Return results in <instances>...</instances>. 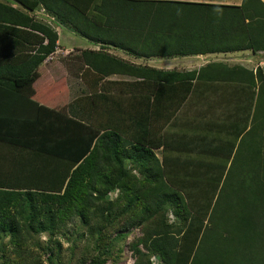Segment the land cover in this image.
I'll return each instance as SVG.
<instances>
[{"label": "trees", "instance_id": "trees-1", "mask_svg": "<svg viewBox=\"0 0 264 264\" xmlns=\"http://www.w3.org/2000/svg\"><path fill=\"white\" fill-rule=\"evenodd\" d=\"M14 1L26 10L41 5L61 24L91 41L100 35L92 32L97 29L125 30L127 36L149 43V57L238 52H250L253 56L264 52L261 0H242L240 6L131 0ZM31 23L30 27L43 34L47 44L36 51L24 71L23 84L29 92L37 79L38 67L55 52L58 39L47 25ZM119 67L122 71L139 70L120 63ZM218 67L207 65L190 73L150 71L156 80L150 88L157 89V93L169 90L175 96L178 89L183 91L181 96L173 97L176 110L189 94L192 82L207 80L209 71L214 69L221 73ZM89 68L98 72L96 66ZM222 69L248 80L256 89L252 126L246 136L249 147L244 163L248 172L245 180L241 167L236 175L230 172L217 180L212 192L178 193L166 184L152 153L151 139L130 141L126 135L121 138L113 133L110 127H96L93 121L82 123L71 114L37 106L38 128L32 146L24 142L25 138L16 136L17 128L27 124L24 119L15 120L19 127L11 135L12 131L3 128L7 121L4 123L5 118L0 117V142L34 149L52 166L47 176L30 189L34 191H15L23 188L18 186L0 189V235L8 236L19 246L25 243L28 232L52 233L67 217L79 216L88 224L91 217H102V210L118 206L119 200L112 204L106 199L109 193L117 191L131 204H137L131 224L142 222L141 213L152 210L160 215L166 205L178 210L177 226L167 224L164 218L156 220L155 216L150 219L155 221L147 225L143 239L137 242L161 264H264V257L257 258L261 257L257 251H264V74L260 69L255 75L242 67ZM174 75L176 81L171 78ZM90 101L95 102L93 96ZM144 121L140 119V123ZM180 210L182 216L178 215Z\"/></svg>", "mask_w": 264, "mask_h": 264}, {"label": "crops", "instance_id": "crops-1", "mask_svg": "<svg viewBox=\"0 0 264 264\" xmlns=\"http://www.w3.org/2000/svg\"><path fill=\"white\" fill-rule=\"evenodd\" d=\"M131 1L222 6H240L242 2ZM31 22L47 25L58 39L55 52L38 67L37 79L29 92L23 84L24 71L36 51L47 44L43 34L30 27ZM92 32L100 33L95 41L61 24L41 5L26 10L14 0H0V117L5 118L4 123L7 121L3 125L5 131L9 129L14 135L18 126L15 120L24 119L27 124L23 128L18 126L16 136L25 138L24 142L32 146L40 106L71 114L82 123L93 121L96 127H110L113 133L121 138L126 135L130 141L151 139L152 153L167 179L166 184L181 194L212 192L217 180L230 172L236 175L245 167L249 147L246 136L252 126L256 89L248 80L221 70L242 67L255 75L257 69L263 70L261 53L155 58L149 57V43L127 36L125 30L104 27ZM119 63L139 70L122 71ZM90 65L96 66L98 72L91 70ZM207 65H219L221 73L214 69L209 71L207 80L192 82L185 101L176 110L177 101L173 97L181 96L183 91L178 89L175 96L169 90L157 93V89L150 88L156 81L150 71L190 73ZM171 78L177 80L175 75ZM70 83H75L76 95ZM92 96L94 103L90 101ZM140 119L147 120L140 123ZM46 162L34 149L0 142V189L18 186L23 188L15 191H34L30 189L52 167ZM126 164L131 167L130 161Z\"/></svg>", "mask_w": 264, "mask_h": 264}, {"label": "rangeland", "instance_id": "rangeland-1", "mask_svg": "<svg viewBox=\"0 0 264 264\" xmlns=\"http://www.w3.org/2000/svg\"><path fill=\"white\" fill-rule=\"evenodd\" d=\"M260 60L264 62V55ZM261 68L264 71V64ZM70 84L76 95V87L73 90L75 83ZM242 169L244 178L241 177L245 180L248 172L246 168ZM119 195L117 191L109 193L107 201L113 204L119 200L118 206L102 210V217H91L88 224L75 215L61 218L60 226L55 227L52 233L28 232L25 243L19 246L14 245L8 236L0 235V264H161L156 256H148L147 250L137 244L143 239L147 225L155 221L150 219L156 215L152 210L141 213L142 222L131 224V218L138 210L137 204H131L130 200ZM162 209L164 212L157 215L156 220L164 218L167 224L177 226L179 219L175 212L178 210L170 205ZM178 215L182 216L181 210ZM257 252L261 253V257L257 255V258L264 257V251ZM257 252L254 251L255 254ZM201 253L200 257L206 251Z\"/></svg>", "mask_w": 264, "mask_h": 264}, {"label": "built area", "instance_id": "built-area-1", "mask_svg": "<svg viewBox=\"0 0 264 264\" xmlns=\"http://www.w3.org/2000/svg\"><path fill=\"white\" fill-rule=\"evenodd\" d=\"M263 55H264V52L261 53V56H263ZM49 57H50V56H49Z\"/></svg>", "mask_w": 264, "mask_h": 264}]
</instances>
